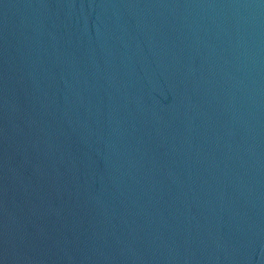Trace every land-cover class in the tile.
Segmentation results:
<instances>
[{
  "label": "water",
  "instance_id": "water-1",
  "mask_svg": "<svg viewBox=\"0 0 264 264\" xmlns=\"http://www.w3.org/2000/svg\"><path fill=\"white\" fill-rule=\"evenodd\" d=\"M0 264H264V0H0Z\"/></svg>",
  "mask_w": 264,
  "mask_h": 264
}]
</instances>
